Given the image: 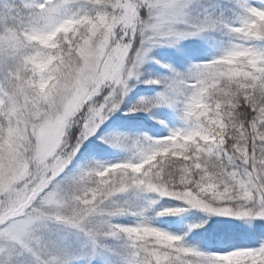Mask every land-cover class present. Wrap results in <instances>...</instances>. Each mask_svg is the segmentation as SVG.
Listing matches in <instances>:
<instances>
[{"label": "snow or ice", "instance_id": "1", "mask_svg": "<svg viewBox=\"0 0 264 264\" xmlns=\"http://www.w3.org/2000/svg\"><path fill=\"white\" fill-rule=\"evenodd\" d=\"M240 18L194 17L189 0H19L0 12V264H71L50 226L80 234L86 264L123 242L116 264H264L257 247L205 253L162 230L120 197L152 193L264 229V9L237 0ZM220 29L216 56L170 70L154 97L181 125L159 139L115 137L134 159L82 169L58 181L80 145L119 108L152 48ZM167 67V65H165ZM163 123V121H160ZM73 126L77 134L70 135ZM186 202V203H185ZM211 203L213 206H209ZM140 216L122 225L113 218ZM156 216H163L161 209ZM190 224L188 230L199 228ZM264 235V232H260ZM187 235V233H184Z\"/></svg>", "mask_w": 264, "mask_h": 264}, {"label": "trees", "instance_id": "2", "mask_svg": "<svg viewBox=\"0 0 264 264\" xmlns=\"http://www.w3.org/2000/svg\"><path fill=\"white\" fill-rule=\"evenodd\" d=\"M14 0H0V12L4 5L12 4ZM207 0H198L204 5ZM247 4L258 9H264V0H246ZM237 0H211L205 8L207 17L223 15L227 23H237V18H227L228 12L239 11L236 7ZM194 5L190 10L195 13ZM202 11V10H201ZM232 42V37L220 29L209 30L202 33L201 38L194 42L180 45L176 50L158 49L145 63L142 76L134 90L125 95V100L118 110L112 112L104 125L100 127L96 139L88 141L73 157L72 162L61 174L62 180H70L82 169L96 164L108 165L129 159H134L136 153L125 147L117 145L115 137L147 136L159 139L168 134L169 129L181 125V116L178 110L166 105L152 108L148 112L129 111L137 101L143 98L154 97L163 90L162 84L145 83L148 80H164L174 70L185 73L193 64L206 61L216 56L224 47ZM167 65V67H165ZM163 121V123H160ZM76 126H73L72 130ZM71 130V131H72ZM113 136V137H112ZM105 138H112L106 139ZM121 199L127 200L134 208L144 209L143 216L148 218L151 224L162 230L184 236L187 233V245L195 247L205 253L224 252L238 247H257L260 240L264 239V229H258L254 234L251 232L257 221H242L234 217H225L207 214L199 209L189 208L179 215L156 216L155 211L163 207H184L182 202L169 198H161L154 205L151 201L156 199L152 193L123 194ZM140 216L121 215L113 218L114 223L131 225L136 223ZM264 223V222H260ZM190 224H200L199 228L188 230ZM49 242L67 253L71 257V264H86L83 258L89 247L84 238L63 226H50L47 229ZM107 251L100 260L96 257L91 264H116L120 255L125 253L123 242L107 239L103 241ZM119 253L120 255H117Z\"/></svg>", "mask_w": 264, "mask_h": 264}, {"label": "rangeland", "instance_id": "3", "mask_svg": "<svg viewBox=\"0 0 264 264\" xmlns=\"http://www.w3.org/2000/svg\"><path fill=\"white\" fill-rule=\"evenodd\" d=\"M19 2V0H14L13 1V3L12 4H15V3H18ZM189 3H190V6L191 5H194L193 6V9L195 10V13L193 12V11H191V15L192 16H194V17H200V18H205V17H207V15L205 14V11H206V7H207V5L208 4H211V0H207L206 1V3L204 4V5H201L199 2H198V0H189ZM3 10H4V8H3ZM3 10L1 11V12H3ZM202 10V11H201ZM240 12L239 11H235V12H232V11H230V12H228V14H227V18H230L231 20H234V19H236L237 18V14H239ZM201 36H202V34H200V35H198V36H196V37H191V38H188V39H183V40H180L179 42H177L176 44H174V45H169V44H161V45H158V46H156V47H154V48H152L151 49V51L149 52V54H148V58L145 60V62L141 65V67H140V69H139V72H140V75H139V77L140 76H142L143 74H142V72L144 71V67H145V63H147L149 60H150V57L155 53V51L156 50H158V49H168L169 51H172V50H176L180 45H184V44H187V43H190V42H194V41H196L198 38H201ZM139 77L138 78H134V79H132V80H130L129 81V91L127 92V94L129 93V92H131L132 90H134L135 89V87H136V85L138 84L137 82H136V80H138L139 79ZM126 94V95H127ZM125 97V96H124ZM124 100H125V98H123V100H122V102H121V104H120V106L122 105V103L124 102ZM119 106V107H120ZM119 109V108H118ZM118 109H116V110H118ZM114 112V111H113ZM109 117V116H108ZM108 119V118H107ZM106 119V120H107ZM105 120V121H106ZM105 121L102 123V124H100L99 125V127L96 129V132L92 135V136H89L86 140H84V142L80 145V148L82 147V146H84V144H86L88 141H90V140H94V139H96V135H97V133L99 132V129H100V127L101 126H103L104 125V123H105ZM79 132V129H78V127H76L75 129H73L71 132H70V135H75V134H77ZM113 137V136H112ZM106 139H112V138H105L104 139V141H106ZM65 177V176H64ZM64 177H62V176H60V177H58L57 178V180L58 181H61L62 180V178H64ZM171 233V232H170ZM175 234V233H174ZM178 235V234H177ZM183 239H184V242H185V244L187 245V235H184L183 236ZM189 246V245H188ZM97 258L100 260V256L98 255L97 256Z\"/></svg>", "mask_w": 264, "mask_h": 264}, {"label": "clouds", "instance_id": "4", "mask_svg": "<svg viewBox=\"0 0 264 264\" xmlns=\"http://www.w3.org/2000/svg\"><path fill=\"white\" fill-rule=\"evenodd\" d=\"M186 203V202H185ZM209 206H213L211 203H209ZM201 211L204 212L203 209H199ZM181 211V209L179 207H163L161 208V212L164 214V215H170V214H174V213H177Z\"/></svg>", "mask_w": 264, "mask_h": 264}]
</instances>
